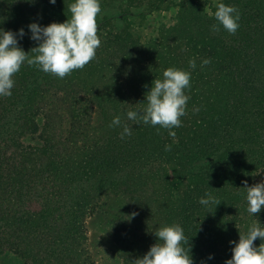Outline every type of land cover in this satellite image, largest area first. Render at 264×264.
Returning a JSON list of instances; mask_svg holds the SVG:
<instances>
[{"label": "rangeland", "instance_id": "1", "mask_svg": "<svg viewBox=\"0 0 264 264\" xmlns=\"http://www.w3.org/2000/svg\"><path fill=\"white\" fill-rule=\"evenodd\" d=\"M216 1L101 0L102 10L97 16L101 44L93 60L64 78L27 63L14 74L12 90L19 80L38 86L31 97L38 125L36 132L16 127L0 134V155L8 168L0 188V264H29L15 247L20 241L27 247L28 240L38 253L47 252L45 262L39 256L37 264H133L156 243L154 232L160 224L175 223L183 227L192 244L190 254L195 264V164L201 160L195 161V140L203 144L198 140L199 132L208 123L212 135L217 131L225 146L242 141L246 125L256 118L257 98L264 88L261 63L244 65L242 59L239 68L243 67L244 74L235 77L229 60L215 47L211 34L215 18L209 15L213 12L209 6ZM5 2L12 11L8 16L0 12V28L18 32L23 27L26 34L19 45L30 52L37 46L30 39L31 21L41 25L64 22L71 16L68 6L74 1L2 0L0 4ZM20 5H28L32 19L21 16ZM12 12L19 14L14 22ZM205 58L211 62L202 67ZM192 59L196 60L195 69L189 64ZM168 67L191 72V88L185 90L190 99L186 115L180 118L181 126L172 129L175 138L168 135V129L138 125L126 116L128 110L146 106V92ZM103 108L121 118L115 130V141L124 144L119 169L112 164L111 157L117 153L112 152L109 134L104 131ZM17 115L11 122L24 123L25 117ZM255 122L259 126L257 119ZM125 124L132 128V134L122 139ZM262 132L264 135V124ZM9 133L12 137L17 133L18 142L24 143V149L14 151L33 171L31 194L38 201L30 203V210L38 211V202L53 209L48 221L28 229L20 227L17 220L21 196L15 152L7 148ZM261 144L264 147V141ZM214 153L219 155L212 152L202 170ZM215 163L219 164L217 159ZM129 169L134 178L128 177ZM262 171L264 163L250 177L236 172V179L224 180L234 193L232 206L228 202L230 207H224L221 214L230 232L237 230L232 236L226 235L231 241L238 242L239 231L246 233L253 222L264 227V208L256 216L250 215L244 188L245 181L248 186L264 181ZM204 193L196 196L200 199ZM197 205V220L203 221L207 207L199 201ZM260 243L257 238L254 246ZM229 247L233 245L222 242L218 248Z\"/></svg>", "mask_w": 264, "mask_h": 264}, {"label": "trees", "instance_id": "2", "mask_svg": "<svg viewBox=\"0 0 264 264\" xmlns=\"http://www.w3.org/2000/svg\"><path fill=\"white\" fill-rule=\"evenodd\" d=\"M1 1L2 0H0V2ZM223 2L237 8L240 14V19L238 21L239 28L235 34H231L215 20L213 26L215 25L216 28L214 30L212 27L211 34L216 43L215 47L220 48L219 50L225 54V59H228L230 66L234 68L235 77H238L241 73L242 75L244 74L243 67L239 68V66H242L240 63L242 59H245L244 65L247 62L248 64L261 63L264 66V0H223ZM5 3L7 4V2ZM12 3L14 5V2ZM211 3L212 2H210V4ZM216 3L217 1L214 2L213 6H209L213 12L215 11ZM6 4H0V12L8 16V12L12 11V9L9 4H7L8 6ZM19 8L21 16H31L28 5H26V7L20 5ZM14 16H19L18 12H12V22H14ZM30 19H32V17H30ZM251 54H255L258 58L255 60L251 59L249 56ZM27 75L26 73L25 76L27 77ZM17 83L20 84L15 85L14 90H12V95L8 97L10 100H7L5 96L0 99L1 135L7 134L9 129L13 128L14 130L16 127L19 130L29 128L32 132H36L35 129H37L38 113H36V105L32 104L33 99L31 97L34 96L33 93H36V88L38 86H35L32 81H28V84H26V81L20 82L19 80ZM256 105L258 113L255 120L257 119L260 124L256 126L254 120L252 124L246 125V137L243 138L242 141L240 140L241 142L231 141L228 146H225L222 142L223 139L219 138L217 135V131L214 136L212 135L213 129L208 123L206 124V128H204L202 132H199L198 140L202 141L203 144L197 143L195 140V161L196 159H201L195 164V226H193L195 227V264H224L225 261L232 256V247L226 250L218 248L219 243H229L231 241L226 235L230 234V236H232L237 233V230L230 232L228 222L221 216L224 207H230L227 203L229 202V205H231L234 198L233 191L225 185L224 180L231 178L236 179V172H243L244 175L250 177L252 176L251 172L264 163V147L261 144V142L264 141L262 132L264 124V88L259 92ZM103 111L105 116L104 131L105 134H109V143L112 145V152L116 151L117 153V155L113 154V157H111L112 164L113 167L119 169L118 166H120L124 160L122 156L124 144L115 141L117 137L115 130L119 128V126L112 125L114 116L109 114L110 112L108 113L106 109ZM17 113H21L22 118L25 117L24 123L21 122L17 124L16 121L11 122L17 119L19 115H17ZM253 126H255V128H253ZM253 133L256 135L254 138H251L253 137ZM16 135L17 133L12 137L10 133L8 134L6 139H8L9 145L7 148H12L13 152H15V173L18 174L16 176L18 178L17 188L21 196V205L18 210L17 220L19 219L20 227L28 229L32 228L35 224L37 225L38 223L48 221L53 209L46 203L38 202L40 203L38 211L34 213V211L30 210V203L38 201L37 198H35L36 196L31 194L33 190L31 186V175L33 171L25 164L26 160H24L20 153L14 151V149H24V143L18 142ZM128 143H130V141H128ZM134 143L135 142H133L132 145H134ZM212 147H216L215 150H213ZM212 152H217L219 155H216V157V153H214L211 157L212 161L210 160L211 162H208L209 164L206 166V170H202L203 164L206 163L205 161L208 160V156H210ZM7 153H9V150L6 151V154ZM2 158L3 156L0 155V188L3 183L2 181L7 179L5 175H7L8 170V168H5L6 166ZM215 159L218 160L219 164L215 163ZM24 164L26 166L22 167ZM131 173L132 171L129 169L128 174L130 175H128V177L134 178ZM205 191L212 192L221 203L217 206L215 204L207 206L206 214H204L205 220L200 221L197 220L199 211L197 203L199 198L196 195H201ZM207 211L211 212L208 213ZM31 245L32 243L30 240L27 241V247H25L22 241L16 242L15 247L17 254L21 257L23 255L29 264L39 263L37 262L39 261V256H41L40 261L45 262L43 255L45 253L47 256V252L41 251L38 253L36 249L31 248ZM191 245L190 243L188 247ZM209 254H213L214 259L208 260Z\"/></svg>", "mask_w": 264, "mask_h": 264}, {"label": "clouds", "instance_id": "3", "mask_svg": "<svg viewBox=\"0 0 264 264\" xmlns=\"http://www.w3.org/2000/svg\"><path fill=\"white\" fill-rule=\"evenodd\" d=\"M34 2V0H26ZM55 4L56 0H50ZM71 16L64 22H52L41 25L33 21L28 25L31 33L30 39L37 42V46L29 56L19 45V40L25 36L24 28L18 32L0 28V96H11L15 81L14 74L18 73L23 64L35 65L40 71L64 78L73 70L82 69L94 59L96 49L101 40L98 36L97 16L101 13V0H74L68 6ZM214 15L227 32L235 34L239 28L240 14L236 7L226 4L223 0H217ZM216 26H213L215 30ZM210 59L201 61V66L208 65ZM192 69L196 68V60L189 61ZM191 72L176 67H168L163 70L162 78H156L149 91L146 92V106L135 110H128V120L135 124L143 123L153 127L159 126L168 129V135L175 138L176 133L172 129L181 126V117L186 115V108L190 96L186 95V89L191 88ZM147 87V85L145 86ZM198 111V109H196ZM113 126L121 125L120 116L112 120ZM132 128L123 125L121 138L130 136ZM166 150L171 146L166 145ZM264 172V171H262ZM247 204V212L256 216L264 208V181L253 186L244 182ZM199 203L205 207L221 202L210 191H206L199 199ZM211 212V211H209ZM208 212V213H209ZM261 222H253L248 226L246 233H240L238 242L233 240L231 258L225 264H264V227ZM154 235L157 237L149 250L142 257L136 259L133 264H194L190 254L189 240L184 235L183 227L178 224H160ZM259 238L261 243L254 246V241ZM214 259L209 254L208 260Z\"/></svg>", "mask_w": 264, "mask_h": 264}]
</instances>
